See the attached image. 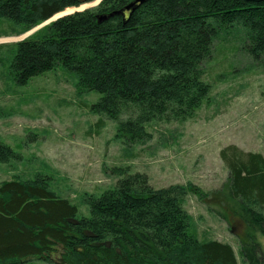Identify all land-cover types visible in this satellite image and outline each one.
Wrapping results in <instances>:
<instances>
[{"label":"trees","instance_id":"1","mask_svg":"<svg viewBox=\"0 0 264 264\" xmlns=\"http://www.w3.org/2000/svg\"><path fill=\"white\" fill-rule=\"evenodd\" d=\"M93 1L0 0V22L28 32ZM233 28L241 30L243 50L264 64V3L102 0L18 42L10 68L19 86L59 68L71 72L79 91L101 96L91 108L100 124L114 122L124 144L144 145L152 140L150 124L194 118L211 92L204 75L214 44ZM220 158L229 171V209L247 228L240 254L264 264V156L228 146ZM13 159L0 144V165ZM118 173L115 189L86 201L88 217L50 189L49 177L2 182L0 264H238L231 245L198 239L184 206L190 188L156 190L145 174Z\"/></svg>","mask_w":264,"mask_h":264},{"label":"rangeland","instance_id":"2","mask_svg":"<svg viewBox=\"0 0 264 264\" xmlns=\"http://www.w3.org/2000/svg\"><path fill=\"white\" fill-rule=\"evenodd\" d=\"M100 2L68 9L28 32L7 20L0 22V144L17 155L0 165V184L49 177L50 189L76 205L79 217L90 216L88 199L115 189L123 179L118 171L145 174L156 190L181 185L190 188L184 206L198 239L229 244L238 264H248L240 254L247 228L229 209L223 191L229 171L220 158L228 146L264 156V64L238 44L241 30H223L215 42L204 75L211 92L194 118L150 124L152 140L144 145L124 144L114 122L100 124L101 117L91 108L101 96L79 91L77 77L63 68L25 86L15 83L10 64L18 42ZM194 189L206 197L199 198ZM261 211L264 215V208ZM259 242L264 251V238ZM57 262L33 259L26 264Z\"/></svg>","mask_w":264,"mask_h":264},{"label":"water","instance_id":"3","mask_svg":"<svg viewBox=\"0 0 264 264\" xmlns=\"http://www.w3.org/2000/svg\"><path fill=\"white\" fill-rule=\"evenodd\" d=\"M247 2H250V3H264V0H246ZM101 2H102V0H101ZM100 2V3H101ZM87 10V9H86ZM83 11H85V10H83ZM75 12H82V11H79V10H75ZM74 12V13H75ZM72 14V13H71ZM59 19V18H58ZM106 18H100L99 20L100 21H104Z\"/></svg>","mask_w":264,"mask_h":264}]
</instances>
